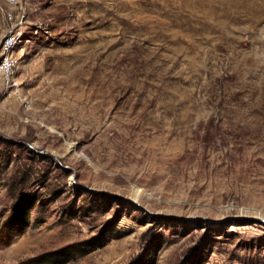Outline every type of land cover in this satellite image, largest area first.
<instances>
[{
  "label": "rangeland",
  "instance_id": "obj_1",
  "mask_svg": "<svg viewBox=\"0 0 264 264\" xmlns=\"http://www.w3.org/2000/svg\"><path fill=\"white\" fill-rule=\"evenodd\" d=\"M8 13L0 264H264V0H0V47Z\"/></svg>",
  "mask_w": 264,
  "mask_h": 264
},
{
  "label": "trees",
  "instance_id": "obj_2",
  "mask_svg": "<svg viewBox=\"0 0 264 264\" xmlns=\"http://www.w3.org/2000/svg\"><path fill=\"white\" fill-rule=\"evenodd\" d=\"M19 197L21 202L18 200L19 202L15 206L12 217L16 225H10L9 223L0 230V248L7 246L15 236L22 235L26 231L29 210L34 199L30 195H20ZM86 252V250L80 249V247L72 244L42 253L18 264H66Z\"/></svg>",
  "mask_w": 264,
  "mask_h": 264
},
{
  "label": "built area",
  "instance_id": "obj_3",
  "mask_svg": "<svg viewBox=\"0 0 264 264\" xmlns=\"http://www.w3.org/2000/svg\"><path fill=\"white\" fill-rule=\"evenodd\" d=\"M8 21L12 25L5 32L0 47V78L3 81L6 92L10 95H19V85L16 79V69L19 65V58L16 55V47L21 41L22 32L15 25L16 18L12 13L7 14Z\"/></svg>",
  "mask_w": 264,
  "mask_h": 264
}]
</instances>
